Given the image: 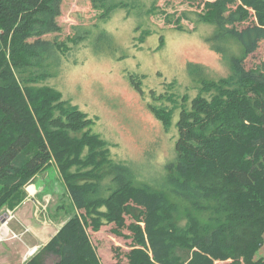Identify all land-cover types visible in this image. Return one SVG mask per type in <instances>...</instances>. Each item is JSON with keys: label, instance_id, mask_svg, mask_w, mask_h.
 Returning <instances> with one entry per match:
<instances>
[{"label": "trees", "instance_id": "1", "mask_svg": "<svg viewBox=\"0 0 264 264\" xmlns=\"http://www.w3.org/2000/svg\"><path fill=\"white\" fill-rule=\"evenodd\" d=\"M62 1L0 0V211L21 204L25 186L50 165L73 207L24 264H44L45 254L57 257L53 264H100L87 230L107 225L130 239L125 262L116 255L111 264H264L254 259L264 243V65L244 68L264 40V0H201L200 23L213 28L206 42L227 74L214 79L187 63L193 97L169 95L172 108H150L168 129L180 107L159 189L135 181L91 132L93 119L49 85L68 43L87 38L58 40ZM89 1L107 18L128 0ZM168 196L187 205L182 221Z\"/></svg>", "mask_w": 264, "mask_h": 264}, {"label": "rangeland", "instance_id": "2", "mask_svg": "<svg viewBox=\"0 0 264 264\" xmlns=\"http://www.w3.org/2000/svg\"><path fill=\"white\" fill-rule=\"evenodd\" d=\"M126 3L127 6L115 8L107 18H102V12L95 10L89 0L62 1L57 19L61 27V32L56 34L58 40L75 38L78 33L87 38L78 40L76 45L68 43L66 58H61L58 74L49 78L48 83L63 99L93 119L91 132L110 145L113 158L129 168L135 181L159 189L164 168L174 157L175 124L180 107L168 129L150 108L162 105L172 108L164 100L169 95L175 100L185 93L193 97L187 63L204 66L214 79L225 76L227 69L206 42L213 28L200 23L201 0H128ZM254 22L252 18L235 26L241 30ZM263 65L264 40L247 57L244 68H263ZM54 179L52 175V185L47 190L58 194ZM32 184L28 183L24 190ZM168 198L177 208L176 219L182 221L187 205L178 198ZM44 199L37 212L41 224L36 223V227L53 233V221L45 215L47 208H51L47 206L49 197ZM68 204H64L67 211ZM2 213L1 210L0 216ZM196 216L201 222L207 220L197 213ZM131 222L126 218L127 225ZM113 228L114 225H107L98 232L87 230L100 264L115 262L116 255L125 262L123 256L130 249L129 232L123 229L121 235H116ZM27 238L25 235L0 240V264L20 263L22 249L18 240L28 246L35 242L26 241ZM254 259L264 260V243ZM42 260L44 264H53L57 257L45 254Z\"/></svg>", "mask_w": 264, "mask_h": 264}, {"label": "crops", "instance_id": "3", "mask_svg": "<svg viewBox=\"0 0 264 264\" xmlns=\"http://www.w3.org/2000/svg\"><path fill=\"white\" fill-rule=\"evenodd\" d=\"M49 169L51 171H49ZM52 173V174H51ZM52 175L55 176V181L58 185L56 190H58V194L53 190H47V186L52 185ZM40 183L37 186V183ZM32 185L28 186L32 187V191L29 192L28 188L26 191L25 199L16 206L14 209L10 210L5 208L2 210V215H6L5 223L0 224V240L6 241L11 238L24 237L25 235L28 237L26 241H35L31 246H28L26 242H22L18 240L19 248L22 249L21 261L18 264H24L27 260H29L39 249L47 244L50 238L58 231V229L63 225L65 220L71 215L72 209L70 205V200L66 195V191L64 189L62 180L58 174V171L54 165H50L46 168L42 173L36 175L32 180ZM45 197H49L47 201L50 209L47 208V213L45 215L49 216V219L53 221L54 231L53 233L44 231L46 228H38L36 227V223H38V209H40V204L43 203ZM69 202V204H68ZM68 204V211L65 210L64 204ZM65 208V209H64ZM70 208V209H69ZM49 210V213H48ZM64 210V211H63ZM50 214V215H49ZM10 215V216H8ZM9 217V218H8ZM50 220V221H51ZM13 222V223H12ZM10 223H12V227H10ZM41 224V222H39ZM58 226V227H57ZM15 227V228H14ZM18 229H21L20 231ZM44 231V233H42ZM26 233V234H25ZM16 240V239H15ZM26 249V250H25ZM32 249H36V252L33 255H29V251Z\"/></svg>", "mask_w": 264, "mask_h": 264}, {"label": "water", "instance_id": "4", "mask_svg": "<svg viewBox=\"0 0 264 264\" xmlns=\"http://www.w3.org/2000/svg\"><path fill=\"white\" fill-rule=\"evenodd\" d=\"M6 219V215L0 216V224L3 223Z\"/></svg>", "mask_w": 264, "mask_h": 264}, {"label": "built area", "instance_id": "5", "mask_svg": "<svg viewBox=\"0 0 264 264\" xmlns=\"http://www.w3.org/2000/svg\"><path fill=\"white\" fill-rule=\"evenodd\" d=\"M8 216H10V215H8ZM9 218V217H8ZM6 220V219H5ZM4 223H5V221H4ZM36 252V249H32V250H30L29 251V255L31 256V255H33L34 253Z\"/></svg>", "mask_w": 264, "mask_h": 264}, {"label": "bare ground", "instance_id": "6", "mask_svg": "<svg viewBox=\"0 0 264 264\" xmlns=\"http://www.w3.org/2000/svg\"><path fill=\"white\" fill-rule=\"evenodd\" d=\"M28 191L31 192V191H32V187H29V188H28Z\"/></svg>", "mask_w": 264, "mask_h": 264}]
</instances>
